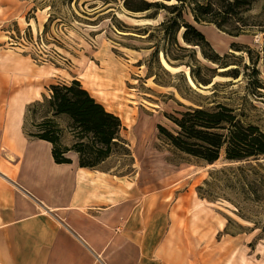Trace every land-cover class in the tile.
I'll use <instances>...</instances> for the list:
<instances>
[{"label": "rangeland", "instance_id": "1", "mask_svg": "<svg viewBox=\"0 0 264 264\" xmlns=\"http://www.w3.org/2000/svg\"><path fill=\"white\" fill-rule=\"evenodd\" d=\"M124 1L0 0L3 107L12 96L31 99L28 95L39 91L38 99L26 107L25 128L38 134V124L51 115V85L79 80L121 117L132 153L117 152L101 167L132 174L136 166L147 181L161 184L163 198L192 215L194 230L203 233L194 239L196 261L264 264V155L229 161L222 149L220 158L209 164L174 148L159 129L162 125L176 134L173 116L196 103L217 100L236 107L264 131V88L255 86L261 79L264 87V0H252L244 13L248 29L238 36L215 24L198 23L186 7L185 19L233 63L217 68L216 86L195 84L191 69L204 76L205 66L218 65L205 59L200 47L184 41V26L176 32L162 25L171 15L168 11H133ZM248 47L255 59L259 55L256 66L245 52ZM234 67L238 78L231 73ZM57 120L65 128L63 143L71 146L75 139L67 128L69 118Z\"/></svg>", "mask_w": 264, "mask_h": 264}, {"label": "crops", "instance_id": "2", "mask_svg": "<svg viewBox=\"0 0 264 264\" xmlns=\"http://www.w3.org/2000/svg\"><path fill=\"white\" fill-rule=\"evenodd\" d=\"M39 94L3 107L0 92V264H203L192 215L139 167H81L74 151L57 163L50 141L27 134Z\"/></svg>", "mask_w": 264, "mask_h": 264}, {"label": "trees", "instance_id": "3", "mask_svg": "<svg viewBox=\"0 0 264 264\" xmlns=\"http://www.w3.org/2000/svg\"><path fill=\"white\" fill-rule=\"evenodd\" d=\"M166 1L171 3H151L145 0H141V4L136 6L130 5L127 0L124 3L133 11H146L153 7L168 11L171 15L162 22V25L171 27L176 32L184 26V41L200 47L204 58L218 65L216 68L205 66L207 74L204 76L191 69L195 84L216 86L218 83L214 79L220 75L217 68H228L233 63L227 61L228 54L221 56L215 51L204 33L185 19L184 11L189 6L198 23L215 24L220 29L238 36L248 29L244 13L250 10L252 0ZM245 52L256 66L259 55L255 59L250 48ZM230 69H227L229 73ZM231 73L235 78L240 75L237 67L232 68ZM255 86L264 88L261 79H257ZM51 91L52 95L47 99L51 115L38 124L42 128L40 133L29 135L50 141L57 163H71V159L66 155L74 151L79 155L81 167L95 169L117 152L124 155L132 154L123 135L125 126L121 117L109 111L93 97L79 80L52 84ZM196 104L180 112L179 117H172V121L178 127L176 134L162 125L159 126L160 134L174 148L209 164L220 158L222 149H225V158L229 161L258 159L264 155V131L259 125L244 119V115L236 107L217 100H210L207 104ZM62 116L69 118L67 128L75 139L71 146L62 141L65 128L57 120ZM25 123L27 124V114Z\"/></svg>", "mask_w": 264, "mask_h": 264}, {"label": "water", "instance_id": "4", "mask_svg": "<svg viewBox=\"0 0 264 264\" xmlns=\"http://www.w3.org/2000/svg\"><path fill=\"white\" fill-rule=\"evenodd\" d=\"M189 48H194V47L189 46Z\"/></svg>", "mask_w": 264, "mask_h": 264}]
</instances>
